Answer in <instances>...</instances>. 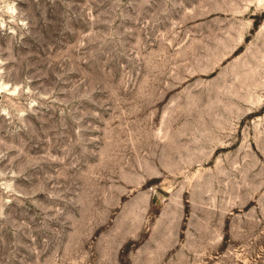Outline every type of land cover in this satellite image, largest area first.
I'll use <instances>...</instances> for the list:
<instances>
[{
	"label": "rangeland",
	"instance_id": "1",
	"mask_svg": "<svg viewBox=\"0 0 264 264\" xmlns=\"http://www.w3.org/2000/svg\"><path fill=\"white\" fill-rule=\"evenodd\" d=\"M0 264H264V0H0Z\"/></svg>",
	"mask_w": 264,
	"mask_h": 264
}]
</instances>
